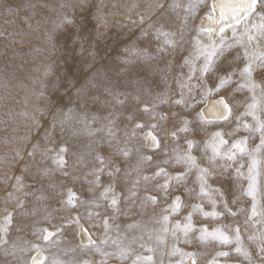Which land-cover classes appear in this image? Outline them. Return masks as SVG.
<instances>
[{
    "label": "rangeland",
    "instance_id": "1",
    "mask_svg": "<svg viewBox=\"0 0 264 264\" xmlns=\"http://www.w3.org/2000/svg\"><path fill=\"white\" fill-rule=\"evenodd\" d=\"M209 1L190 13L189 0H0V222L9 213L12 217L7 243L0 244V264H29L37 251L32 245L39 246L43 264L192 260L175 249L196 253V264H249L234 243L201 242V228H219L229 236L238 228L252 261L260 264L248 237L264 231V149L257 153L258 215L249 219V157L238 153L233 161L212 163L205 143L219 131L229 146L247 138V150L256 148L259 134L243 128L254 121L241 113L255 95L257 116L264 120V71L253 73L259 85L254 92L237 90L238 73L217 90L221 76L244 64V49L237 47L200 73L197 42L218 40L198 27ZM157 29L171 34L170 45ZM225 35L231 41L232 31ZM253 46L264 49V39L257 37ZM215 97L226 100L231 114L209 123L200 108ZM185 126L187 131H180ZM149 132L158 147L146 144ZM189 140L197 165L191 170L176 162V156L189 152ZM58 157L63 164L54 162ZM200 168L211 173L208 195L200 192ZM160 169L164 172L156 175ZM108 188L112 191L102 197ZM69 190L75 193L73 205L66 203ZM213 211L218 215H203ZM190 214L193 231L185 237L175 226L182 228ZM81 228L105 252L116 251L112 242L121 241L129 249L127 258L103 257L84 247L88 241L81 240ZM41 229L54 235L45 241Z\"/></svg>",
    "mask_w": 264,
    "mask_h": 264
},
{
    "label": "snow or ice",
    "instance_id": "2",
    "mask_svg": "<svg viewBox=\"0 0 264 264\" xmlns=\"http://www.w3.org/2000/svg\"><path fill=\"white\" fill-rule=\"evenodd\" d=\"M203 0H196V3H192V0H189L188 5L186 6V10L190 13H195L197 6L202 3ZM179 5H170V7L175 8ZM217 7H219V16L215 17V12ZM208 19L212 21L213 24L217 25L216 28L207 27L199 29L201 32L205 33H215L218 37V40H211L207 45H199L197 42V56L196 59L203 58V64L199 68L201 74L207 73L212 69L215 61L223 57L226 51L235 49L237 47H242L243 50V60L244 64L239 69H232L230 72L226 73L224 76L219 78V84L217 85V90L220 86L228 84L232 80V76L238 73L241 83L238 84L237 90L247 88L250 92H254L256 88L259 87L258 84L253 80V73L256 71H264V49L259 48L258 46H253V41L259 37L260 39H264V0H237V2L233 3L231 0L227 3H220L218 6L214 2L208 13ZM66 23H71V21H63ZM237 25L242 28V31L238 34L237 32ZM226 28L231 29L232 31V39L229 41L225 35ZM157 36H164L165 43L171 44L172 41L168 39L171 35L168 32H163L160 29H157ZM236 60L241 59L240 53H237V56L234 58ZM185 63H189L188 60H185ZM192 72H196L197 68L195 65L191 67ZM183 95V94H182ZM264 95V93H262ZM119 102V101H118ZM182 100H177L175 103H181ZM219 103L223 105L225 109V115L221 117L223 120H228L231 109L229 105L226 103L225 99L221 97ZM147 110V109H146ZM243 116H251L252 120L254 121V125H250L248 123L243 124V128L248 132L258 133L260 137V142L256 146V148L249 152L246 148L247 138L235 140L229 146V142L222 137V133L217 131L212 134V140L207 141L205 143L206 149L211 150V157L209 158L210 162L214 163L217 158L221 160L233 161L236 159L237 154L240 155H247L249 157L250 163L247 169V176L246 179L248 181L247 189L245 190V195L251 197L252 199V206H251V217L258 215L257 213V192L258 188L260 187V180H261V172L258 170L259 161L257 159V153H259L262 149H264V120H261L257 116V98L255 95L252 97V103L247 105L245 112L241 113V117ZM241 117H237V120H240ZM202 118V117H201ZM187 125V121L184 122ZM211 123V121H209ZM137 127H142V125H137ZM155 127V125H153ZM180 131H187V127L181 128ZM175 135V133H173ZM232 135V133H229ZM148 137L151 138L153 143L158 147L159 142L156 140V137L152 134V132L148 133ZM188 149L189 152L185 153L184 156H176V162H184L189 166V170L191 168L196 167V158L190 154V151L193 147V141L189 140L188 142ZM65 149L61 148L60 152L63 153ZM124 155H127L125 152ZM150 159V157L148 158ZM54 162L57 164H63L62 158L58 157L54 159ZM167 163V161H165ZM224 170H227V165L222 166ZM243 167V166H241ZM118 171V169H117ZM164 170L160 169L156 175H160L163 173ZM199 175L197 177L198 180L201 181L200 192L202 195H208V191H206V177L210 175V171L207 168H200ZM239 176L243 177V174L237 170ZM176 179H180V176L175 177ZM19 179V178H17ZM147 180L148 177H145ZM167 185H165L166 187ZM112 189L108 188L105 189L103 193H101L102 197H106ZM153 202H155V198L151 197ZM179 198H177L178 201ZM75 200V193L71 190L68 191L67 194V201L68 205H73ZM215 204V201H212ZM111 204L115 206L117 204V198L114 196L111 200ZM178 207V204L174 201V208ZM198 207V206H195ZM225 208H227V204L225 203ZM235 215V213H232ZM91 215V213L89 214ZM204 216H217L218 213L215 211L208 213L204 212ZM264 215V213H261ZM11 214L9 213L7 216L3 218V222H0V244H6L7 241L4 239V235L7 233L8 225L11 223ZM168 217L165 216L164 220L167 221ZM188 223L184 224L181 228V225L178 223L175 227L180 229L184 236L187 237L188 233L193 231L192 224H191V214L187 217ZM78 223V221H76ZM105 230L108 229V222L105 220L104 222ZM42 233H46L43 235V239L45 241L49 240V237L54 235V233L48 232L47 229H41ZM87 230L85 229V232ZM209 238L219 241L221 244L228 245V244H235V251L236 253L243 256L246 260L249 261V264H254L251 259V253L248 251L247 248L244 247L243 241L241 239L240 230L237 228L235 229V235L229 236L221 231L219 228L214 229L213 231L209 232L207 228L200 229V236L198 239L201 242L207 241ZM248 240L252 241L256 244V255L260 258V264H264V231L260 232L259 234H253L248 237ZM185 242H189L185 240ZM101 244L107 243L105 240H101ZM114 245H116L117 250L113 252H105L103 249L97 245L89 235L88 243L83 245L84 247H91L94 248L97 252L101 254L103 257H110L114 256L117 259L123 260L126 259L129 254V249L122 244L121 241H113ZM33 250H39L38 245H32ZM28 249H21V251H27ZM151 251V249H148ZM175 252L179 253L181 257H186L192 259V264H196V253L193 252H180L179 249H175ZM13 254H15V246H13ZM220 256H226L228 253L220 252L218 253ZM151 257H137L136 260L133 261V264H146L147 261H150ZM31 264H43V258L38 259L37 257H33ZM53 264H61L60 261H53ZM87 264V262H85ZM101 264H105L102 260ZM179 264H184V260L182 259ZM214 264V261L211 262Z\"/></svg>",
    "mask_w": 264,
    "mask_h": 264
},
{
    "label": "bare ground",
    "instance_id": "3",
    "mask_svg": "<svg viewBox=\"0 0 264 264\" xmlns=\"http://www.w3.org/2000/svg\"><path fill=\"white\" fill-rule=\"evenodd\" d=\"M216 3L217 6L224 2V3H227L229 2V0H210L209 1V9L211 7V5L213 3ZM231 2L235 3L237 2V0H231ZM215 17H218L219 16V7H217L216 9V12H215ZM198 27L199 29H202V28H207V27H213V28H216L217 25L213 24L211 20L208 19V16H207V13L204 14L202 17H201V20L199 21V24H198ZM238 27V25H237ZM231 29L229 28H226L225 30V34L227 32H230ZM205 33V32H203ZM207 36H209L210 38L212 39H216L217 36L215 35V33H212V34H209V33H205ZM221 99V97H215V98H209L206 100V102L201 106L200 108V111H201V114L202 116L208 120V121H211V122H219V121H222L223 119H221V117L223 115H225V109L223 107V105H221L219 103V100ZM226 101V100H225ZM227 103V102H226ZM145 140H146V144L148 146H154L155 144L153 143V141L151 140L150 137H148V133H145ZM80 238L82 241H88V234L85 232V230L83 228L80 229ZM37 257L38 259H41L43 258V255L36 251L32 254L31 258H30V262L29 264H31V261H32V258L33 257ZM188 264H192V260L189 261ZM214 264H218V263H215Z\"/></svg>",
    "mask_w": 264,
    "mask_h": 264
}]
</instances>
